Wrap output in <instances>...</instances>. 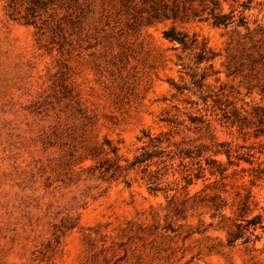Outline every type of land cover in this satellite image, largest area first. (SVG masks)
Masks as SVG:
<instances>
[{"label":"rangeland","instance_id":"374dc122","mask_svg":"<svg viewBox=\"0 0 264 264\" xmlns=\"http://www.w3.org/2000/svg\"><path fill=\"white\" fill-rule=\"evenodd\" d=\"M151 3L0 0V264H264V0Z\"/></svg>","mask_w":264,"mask_h":264},{"label":"trees","instance_id":"16d2710c","mask_svg":"<svg viewBox=\"0 0 264 264\" xmlns=\"http://www.w3.org/2000/svg\"><path fill=\"white\" fill-rule=\"evenodd\" d=\"M197 1H199L200 5L204 6V0H185L183 5H181L180 0H173L172 5L165 2V0H152V3L150 5V10H149L150 12L149 21L152 22L153 20L160 19L162 17H168V18L172 17L175 19H182V20H188L190 18H198L199 20H204L205 18L202 17L200 12L204 10L205 7L202 8V10H200L198 6L196 5ZM247 7L248 6H244V9H246ZM215 9H216V6H213L210 9V13L212 14V22L214 25L228 27L231 23H233L234 21L233 14H220V13L214 14ZM245 23H246L245 16L242 13L238 19V25H245ZM164 36L170 39L171 41H176V42L181 43L185 48L190 47V45L192 44L191 42L188 41L187 34L177 30L174 26L168 29H165ZM203 59H209V58L201 55L200 60H203ZM214 152L216 154L225 153L228 158V162L230 164L234 163L232 160L233 154H232L231 147L225 148V149H216ZM185 153L188 156H192L193 152L190 150H187ZM149 157H150L149 155L137 156L136 161H143L144 159H147ZM249 161L252 162L251 160ZM207 163L208 164L213 163L210 169L211 174L219 173V174L224 175L228 169L227 166H225L221 160H218L216 158H210L209 160H207ZM200 167L201 169H204L202 165H200ZM188 183H192L191 178L188 180ZM251 223L254 225L260 224L261 226L264 227L262 216L260 214L255 215L253 219L251 220ZM239 235L240 234L235 233L233 235V238H237L239 237Z\"/></svg>","mask_w":264,"mask_h":264}]
</instances>
